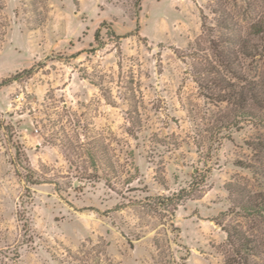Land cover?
<instances>
[{"label":"rangeland","instance_id":"1","mask_svg":"<svg viewBox=\"0 0 264 264\" xmlns=\"http://www.w3.org/2000/svg\"><path fill=\"white\" fill-rule=\"evenodd\" d=\"M29 69L0 87V264H264V0H0V80Z\"/></svg>","mask_w":264,"mask_h":264},{"label":"trees","instance_id":"2","mask_svg":"<svg viewBox=\"0 0 264 264\" xmlns=\"http://www.w3.org/2000/svg\"><path fill=\"white\" fill-rule=\"evenodd\" d=\"M252 33L257 35L263 32V25L260 23H254L251 25ZM98 32L95 34V40L98 39ZM32 72V69L24 70L22 72L16 73L13 76H10L8 78H5L3 80H0V87L10 85L13 82H16L20 80L25 75H30ZM254 97V96H253ZM227 103H232L237 109H239L241 112H239L241 115H252L250 111L246 108V98L242 93L229 91L228 96L226 98ZM246 168L251 169L253 166H246ZM190 193V190H181L177 194L173 195L171 198H168L167 200H170V202H173L175 204H179L181 200L186 198ZM242 209L248 215L249 217H263L264 216V194H258L257 198H249L248 201H246V204L242 206ZM227 234L228 241L231 239V234L227 229H223Z\"/></svg>","mask_w":264,"mask_h":264}]
</instances>
